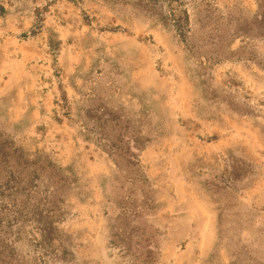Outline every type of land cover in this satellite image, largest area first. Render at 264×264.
<instances>
[{
  "label": "rangeland",
  "instance_id": "obj_1",
  "mask_svg": "<svg viewBox=\"0 0 264 264\" xmlns=\"http://www.w3.org/2000/svg\"><path fill=\"white\" fill-rule=\"evenodd\" d=\"M0 7V264H264V0Z\"/></svg>",
  "mask_w": 264,
  "mask_h": 264
},
{
  "label": "trees",
  "instance_id": "obj_2",
  "mask_svg": "<svg viewBox=\"0 0 264 264\" xmlns=\"http://www.w3.org/2000/svg\"><path fill=\"white\" fill-rule=\"evenodd\" d=\"M0 9H3L2 7H0ZM0 159H3V162H5V160L4 159H6V156L5 155H1L0 156Z\"/></svg>",
  "mask_w": 264,
  "mask_h": 264
}]
</instances>
